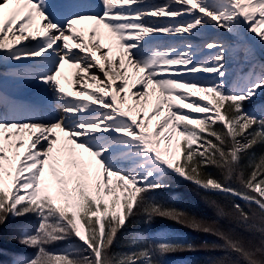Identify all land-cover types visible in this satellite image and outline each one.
I'll use <instances>...</instances> for the list:
<instances>
[{
    "label": "snow or ice",
    "instance_id": "snow-or-ice-1",
    "mask_svg": "<svg viewBox=\"0 0 264 264\" xmlns=\"http://www.w3.org/2000/svg\"><path fill=\"white\" fill-rule=\"evenodd\" d=\"M101 3L100 13L74 5L79 10L61 19V6L50 0H0V63L30 62L33 67L14 74L38 80L59 106L55 115L43 116L0 95L6 109L0 111V223L9 216L38 218L35 230H24L20 239L37 250L35 255L19 256L13 264H161L163 253L192 249L188 241H151L137 234L128 251L109 255L118 231L141 206L148 220L158 214L214 232L183 210L151 202L150 193L168 186L171 175L255 204L264 214V156L259 163H243L254 146L264 143V111L245 107V101L264 92V64L258 65L259 72L254 65L242 83L229 86L226 65L232 45L206 42L202 47L214 51L201 59V46L190 40L159 42L215 28L236 36L246 30L264 43V0ZM84 20L95 23L88 37L77 29ZM243 50L252 57L251 48ZM66 64L79 69L76 93L61 82ZM129 67L134 69L131 83ZM205 73L213 79H203ZM89 80L96 88L88 87ZM136 85V102L126 107L123 101ZM249 166L253 170L246 175ZM113 177L127 189L123 200ZM234 208L242 224L264 235V225L249 223L253 217L241 204ZM70 235L84 247H47ZM220 235L222 247L241 254L247 264H264V259H254L264 253V241L248 248Z\"/></svg>",
    "mask_w": 264,
    "mask_h": 264
},
{
    "label": "trees",
    "instance_id": "trees-1",
    "mask_svg": "<svg viewBox=\"0 0 264 264\" xmlns=\"http://www.w3.org/2000/svg\"><path fill=\"white\" fill-rule=\"evenodd\" d=\"M224 107H227L226 103ZM245 107L258 114L261 113L264 111V95L259 99L245 101ZM261 156H264V143H258L254 146L249 156L245 157L243 163L245 165L259 163ZM181 160L183 163V159ZM252 170L251 166L247 167L246 175L250 174ZM209 171L216 172L215 169L211 168ZM217 175H219L218 172ZM166 183L168 186L150 193L151 202L183 210L190 217H195L201 221L202 226H210L214 232L194 230L191 225L177 222L173 218L158 214H153L152 219L148 220L144 213V206H141L134 209L135 215L131 217L123 229L118 231L117 238L109 250V255L128 251L131 247V241L125 236H130L137 232L149 237L151 241H165L156 238L154 235L159 228H171L179 231L186 236L185 240L179 241H188L194 244L192 249L183 247L161 254L158 257L161 264H175L177 262L180 264H217L221 259H226L229 264H247L246 258L241 254L222 247L225 241L222 239L221 233L230 239L242 241L248 248L262 246L264 235L259 231L249 230L242 224L239 219L240 214L234 208V204H241L244 210L253 217L249 223L264 225V221L260 219L264 214L259 211L257 205H249L237 197L207 192L195 183L177 175L169 176ZM233 183L234 186L239 187L238 183ZM138 201L139 196L137 197ZM37 224L38 218L33 214H26L20 217L9 216L4 223H0V264H12L14 258L22 255H35L37 250L21 244L20 239L25 229L34 231ZM205 241L208 243L205 244ZM47 247L50 250H67L72 248L80 249L84 245L74 235H70L67 239L53 242ZM84 254L88 255V253ZM254 259H264V253L258 252Z\"/></svg>",
    "mask_w": 264,
    "mask_h": 264
},
{
    "label": "bare ground",
    "instance_id": "bare-ground-1",
    "mask_svg": "<svg viewBox=\"0 0 264 264\" xmlns=\"http://www.w3.org/2000/svg\"><path fill=\"white\" fill-rule=\"evenodd\" d=\"M51 3L61 6L57 8V11L60 15V18L63 19L65 17H68V14L72 11H78L79 9L76 7H73L74 5H83L81 1L79 0H50ZM147 4H160L163 3L164 0H145ZM89 13L91 14H97L102 12L101 10H98L97 8L93 6H87ZM148 9H145L147 11ZM70 18V17H69ZM95 27L94 21L91 20H84L80 21L77 25L78 31H83L85 34V37H88L92 34V29ZM103 31V29H101ZM215 31V28H209L206 29L205 32L202 35H205L204 37V44L206 42H210L211 40L218 39L222 42L228 43L232 46H235V54L240 55L242 52H244V48L248 47L247 45L240 44L239 41H233V40H227L226 37H224L223 34H218L217 36L212 35V33ZM35 34V33H34ZM39 39V37H37ZM9 41H11L12 37L9 35L8 37ZM31 39V38H30ZM185 40H190L192 42H196L197 40L192 39L191 37H163L160 42L162 43H177V42H183ZM259 40V38H258ZM108 41L105 40V43ZM21 43H26L25 41H21ZM33 44L35 41L32 42ZM91 43V42H90ZM260 43V42H259ZM261 47L264 49V43L260 44ZM93 48H95V44L91 45ZM204 48L202 47L201 50ZM114 55L117 54V50L113 49ZM38 59V58H36ZM103 62V61H102ZM3 64L4 66V73L7 75L5 78L0 79V95H3L9 100L16 101L20 104L29 105L33 108H36L39 110V113L43 116H53L59 111V106L55 100L54 97H52L44 85H42L38 80L35 78H24L15 75L14 73L17 70L20 69H27L30 67H33V65L28 62L24 61L22 64L17 65L15 62H4L0 63V65ZM118 67V65H116ZM79 72V69L72 68L69 65H65L63 69V75L61 76V82L63 83L64 79L69 77L70 82L66 83L64 85L65 89L67 91H71L73 93H76L79 90L80 84L77 83L78 77H76V73ZM133 72L134 69L131 67L128 68V76L129 78L133 79ZM115 79V77H113ZM83 83V82H81ZM89 88H96V85L92 81H87ZM119 83V81H117ZM132 89L131 94L129 95V99L126 101H123L125 106L132 105L136 102L135 99V87L130 88ZM205 94V93H204ZM123 95V94H122ZM155 96V95H153ZM152 103L150 102L148 104V110L151 109ZM6 109L3 106H0V111H5ZM59 131V130H57ZM63 135L62 133H60ZM114 185L116 186L117 177L112 178Z\"/></svg>",
    "mask_w": 264,
    "mask_h": 264
},
{
    "label": "rangeland",
    "instance_id": "rangeland-1",
    "mask_svg": "<svg viewBox=\"0 0 264 264\" xmlns=\"http://www.w3.org/2000/svg\"><path fill=\"white\" fill-rule=\"evenodd\" d=\"M79 1H81V3L84 4V5H86V3H87L88 6H93V7L97 8L98 10L103 11V5L101 3V0H79ZM84 1H86V2H84ZM214 34L215 33L213 32V35ZM204 36L205 35L189 36V37H191L192 39L197 40L195 42V44L200 45L201 46V49H202V46L204 45V38H205ZM237 37H240L241 38L240 41H239L240 44H243L244 46L247 45L245 43L246 42V39L244 37V32H242ZM257 41L260 42V40H258V37H257ZM171 43H173V42H171ZM259 44H261V42ZM248 48H251L252 49V53H253L252 57L246 56L245 55V52H242L240 55L235 54L234 53L235 52V46H233V49L234 50L232 52V55L230 57V60H229L228 64L226 65V69H227V81H226V83H228L229 86H232V85H234L236 83H242L243 82V79L249 74V72L252 70V68H253L254 65L257 66L256 67V71L259 72L258 65L264 64V62L261 61L259 59V57L256 55L257 53L255 52L254 47L250 43H248ZM212 51H214V50H209V49H203V50H201L200 58L201 59L208 58L210 56V54H211ZM2 70L4 71V66L2 67ZM2 75H4V74H2ZM2 78H5V77L4 76L0 77V79H2ZM202 78L203 79H207V80H211V79H213V75L212 74L205 73ZM129 80H130V83H131V80L132 79L129 78ZM69 81H70V79H69V77H67V78L64 79V81H63L62 84H66ZM138 87H139V85H136L135 86V88H138ZM131 92H132V89H129V95L131 94ZM200 95H207V94L200 93ZM263 95H264V92L260 93L259 95L255 96L252 99H259ZM208 98L209 99H212L211 96H208ZM154 101H155V96H152L150 98V102L151 103H154ZM157 119H159V117L153 119V121H152L153 127L155 126ZM116 188L121 193V200H123V193L127 189H125L122 185H120L118 183H116ZM169 233H171V232H167V234H169ZM136 235L137 234L130 235V236H125V238H127L129 241H131L132 238L134 236H136ZM173 235L176 238H180L181 240L185 239V237L182 234H180L179 232H174ZM175 264H180V263L177 262Z\"/></svg>",
    "mask_w": 264,
    "mask_h": 264
}]
</instances>
